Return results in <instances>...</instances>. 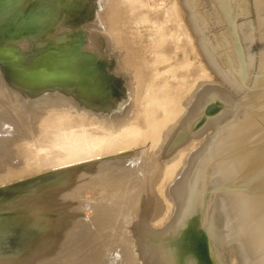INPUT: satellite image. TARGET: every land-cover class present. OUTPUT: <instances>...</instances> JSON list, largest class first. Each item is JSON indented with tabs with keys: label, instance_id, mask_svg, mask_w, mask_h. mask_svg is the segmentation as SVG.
Instances as JSON below:
<instances>
[{
	"label": "water",
	"instance_id": "water-1",
	"mask_svg": "<svg viewBox=\"0 0 264 264\" xmlns=\"http://www.w3.org/2000/svg\"><path fill=\"white\" fill-rule=\"evenodd\" d=\"M252 1L237 14L229 2L225 25L208 0H177L157 39L146 0H93L86 50L115 56L114 111L24 92L1 68L75 82L80 43L32 68L0 44V264H264V0Z\"/></svg>",
	"mask_w": 264,
	"mask_h": 264
},
{
	"label": "rangeland",
	"instance_id": "rangeland-1",
	"mask_svg": "<svg viewBox=\"0 0 264 264\" xmlns=\"http://www.w3.org/2000/svg\"><path fill=\"white\" fill-rule=\"evenodd\" d=\"M36 1H38V0H23L22 3L24 6H28V5L31 6ZM40 1H44V0H40ZM68 1L70 3H72L74 6L79 8L77 11L74 12L73 17H71L67 11H63L60 8L61 11H59L58 16L53 15L54 17H53L52 21L49 24L46 23V25H45L46 30L44 33H42V35L34 37V35L36 33L34 34L33 30H32V32L19 33L17 35H19V36L25 35V36L21 37V38L20 37L17 38V40L15 41L17 43L7 42L6 44H10V45L16 44V46L19 48V50L22 49L21 50L22 52H28V53H30V55L32 54L30 56V58H28V61L30 63L33 60V58H31V57L34 56L35 54H38L39 50H41V48H43V46H46L48 43H50V42H61L62 44L67 43V41L69 39H71V37H73L75 34H82L85 37V41H84V45L82 47V50L94 53L95 57L98 58L97 61L102 63V64H105L106 67L104 66L105 70L103 73L112 79L110 87H111V91H112L113 95L116 96V99H114L115 97L110 95L111 98L113 97L112 98L113 101L111 100V98H109L111 100V102H109L108 97L106 99H104L106 101H104V100L103 101L85 100L82 97H80L77 94V92L75 90H73L72 87H70V88L66 87L67 90H64L66 88L33 89L31 87L30 88L25 87V86L22 87V85H19L18 83L13 81V79H9V78H11L9 75V72L7 71L6 68L4 69V66L2 65L1 68L3 70V73L7 76V80L10 84L14 85L15 87L21 89L24 92L37 94V95H41V93H43V92L56 90V89H58V90L60 89L59 91H61V92L63 91L65 93H72L73 92V94H74V92H75V94H74L75 100L80 101L82 104L91 105V111H102V110L103 111H105V110L106 111L107 110L108 111H114L117 99L118 98H120V99L124 98V83H122L120 80H118L116 77L113 76V70L116 68L115 56H111V61H109V60L101 59L99 52L86 50L89 39H91V45H94V33L88 35L86 28H92V24H87V23L91 20V18L94 16V14L96 12V4L93 3V1L90 2L91 0H88V1L87 0H68ZM244 1L245 0H208L209 5H208V13L207 14L215 17L216 19L218 18L217 20L221 24L229 25V23H230L229 2L231 3L233 14H237V8H243ZM84 2H86V4H88V6H84ZM77 3H78V5H77ZM176 3H177V0H146L147 10L149 12L148 15H149V20H150V25L153 28H155L153 37L160 39V36H159L160 35V32H159L160 27L158 25L167 21V20H168V26H170L172 28L175 27L176 22L178 20L177 17H179V15H180V13H175V11H174L176 8ZM16 4L17 3L12 5L8 9H6L4 12H1L0 13V20L1 19L3 20L4 16H6V15L9 16L10 15L9 13H11L13 11L14 6ZM79 4L81 6H79ZM247 5L254 8L252 0H247ZM87 7H88V9H87ZM91 7H93V10ZM202 8H206V0H202ZM26 15H28V13L25 14V16ZM80 16H82V17H80ZM175 18H176V20H175ZM55 19H57L58 21L56 20L54 22ZM2 20L0 21L1 22L0 24H2ZM56 22H58V23H56ZM53 23H54V25H53ZM77 26H78V28H77ZM32 34H34V35H32ZM72 34H74V35H72ZM67 37H69V38H67ZM42 43L43 44L45 43V44L43 45ZM24 49H26V50H24ZM97 102L99 103V105L97 104ZM101 102H104V104L102 103L103 104L102 105ZM112 103H114L115 105H113ZM100 105H101V107H100Z\"/></svg>",
	"mask_w": 264,
	"mask_h": 264
},
{
	"label": "bare ground",
	"instance_id": "bare-ground-1",
	"mask_svg": "<svg viewBox=\"0 0 264 264\" xmlns=\"http://www.w3.org/2000/svg\"><path fill=\"white\" fill-rule=\"evenodd\" d=\"M10 1L11 0H0V7L5 6ZM22 1L23 0H17V4L14 6L13 11L11 13H9L10 15L9 16L8 15L4 16L3 20L1 19L2 20V24H0V29L1 28H8V27H18V26H21V25L27 23V24L31 25L34 29H36V34L34 33L35 35L34 34H32V35H34V37H37V36L42 35V33L45 32V30H46V26L45 25H46V23L49 24L52 21V19L54 17L53 15L58 16L59 11L63 10V11H67L69 13V15L71 17H73L74 12L79 9L78 7H76L72 3H70L68 0L67 1L66 0H51V1L50 0H47V1L46 0H44V1L38 0V1L34 2L31 6L30 5L24 6ZM92 1L93 0H91L90 2H92ZM77 5H78V3H77ZM79 6H81V5L79 4ZM84 6H88V4H86V2H84ZM60 8H61V10H60ZM91 8L93 10V7H91ZM87 9H88V7H87ZM27 13H28V15L25 16V14H27ZM80 17H82V16H80ZM56 20L57 19H55L54 22ZM175 20H176V18H175ZM56 23H58V22H56ZM53 25H54V23H53ZM77 28H78V26H77ZM72 35H74V34H72ZM24 36L25 35H20L19 37L21 38V37H24ZM19 37H9V38H6V39H2V40H0V44H4V43H7V42H9V43L10 42L17 43L15 41ZM67 38H69V37H67ZM84 41H85L84 35L75 34L73 37H71V39H69L67 41V43H63V44L64 45H69V44L80 43L81 44V48H82V43ZM61 44H62L61 42H50L46 46H43V48H41V50H39L38 54H35L34 56L31 57V58H33V60L30 63L28 61V58H30V56L32 54L30 55V53L24 52V65L23 66L27 67V68H32V67L36 66L38 57L45 50H47L48 48H50L52 46H57V45H61ZM12 45L16 46V44H12ZM83 45H84V43H83ZM71 49L73 51V48H71ZM24 50H26V49H24ZM51 56H53V58H55V55L52 54ZM93 56L95 57L94 53L87 52L85 50L81 51L79 58H78V54L77 55L75 54L73 60H75V61L77 60V64H76V66L72 67L73 69L71 68L75 73H77V77H75V82H73V81L70 82L69 80H66L65 82H60V83H56V84H50L49 86L44 87L42 84L45 83L46 80L45 81H40V80L36 79L33 76L22 78L19 74H17V73L15 74L11 70V68L7 69V71L9 72V75L11 77L9 79H13V81L18 83L19 85H22V87L23 86L29 87V88L31 87L33 89L66 88V87L70 88V87H72L73 90H75L77 92V94L80 97H82L83 99H85V100L103 101L107 97H108V99L111 98L110 95H112L113 97H115L114 99H116V96L113 95L111 89L109 88V84H111V83H109V82L107 83L106 80H105V76H104L105 74L103 73L105 69L104 70L102 69V71H101L100 67L95 66V63L93 61ZM84 70H87L89 73H91V75H86L85 74L86 76H90L89 80L85 79V75L82 72ZM97 78H99V79H97ZM67 88L64 89V90H67ZM74 94H75V92H74ZM112 98H111V100L113 101ZM118 99H120V98H118ZM74 100H75V97H74ZM111 100L109 99V102H111ZM104 101H106V100H104ZM102 103L104 104V102H101V104ZM97 104L99 105L98 102H97ZM112 104L115 105L114 103H112ZM100 107H101V105H100Z\"/></svg>",
	"mask_w": 264,
	"mask_h": 264
}]
</instances>
